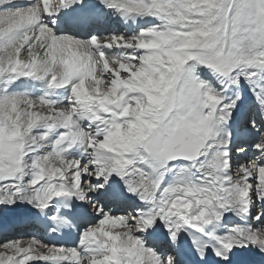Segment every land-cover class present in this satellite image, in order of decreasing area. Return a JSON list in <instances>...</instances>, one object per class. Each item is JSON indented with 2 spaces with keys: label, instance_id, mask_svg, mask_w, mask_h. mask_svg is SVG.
I'll return each instance as SVG.
<instances>
[{
  "label": "snow or ice",
  "instance_id": "1",
  "mask_svg": "<svg viewBox=\"0 0 264 264\" xmlns=\"http://www.w3.org/2000/svg\"><path fill=\"white\" fill-rule=\"evenodd\" d=\"M0 264H264V0H0Z\"/></svg>",
  "mask_w": 264,
  "mask_h": 264
},
{
  "label": "bare ground",
  "instance_id": "2",
  "mask_svg": "<svg viewBox=\"0 0 264 264\" xmlns=\"http://www.w3.org/2000/svg\"><path fill=\"white\" fill-rule=\"evenodd\" d=\"M24 239H27L26 237H24Z\"/></svg>",
  "mask_w": 264,
  "mask_h": 264
}]
</instances>
